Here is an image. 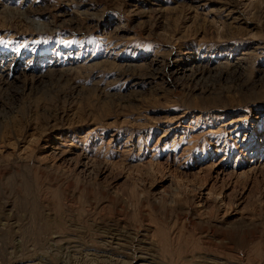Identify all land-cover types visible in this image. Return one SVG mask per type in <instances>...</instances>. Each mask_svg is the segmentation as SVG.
I'll list each match as a JSON object with an SVG mask.
<instances>
[{"label": "rangeland", "instance_id": "rangeland-1", "mask_svg": "<svg viewBox=\"0 0 264 264\" xmlns=\"http://www.w3.org/2000/svg\"><path fill=\"white\" fill-rule=\"evenodd\" d=\"M0 264H264V0H0Z\"/></svg>", "mask_w": 264, "mask_h": 264}]
</instances>
